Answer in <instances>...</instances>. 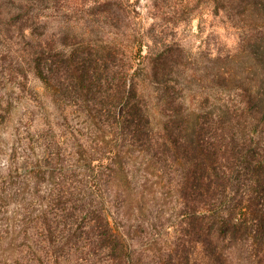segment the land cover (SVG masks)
<instances>
[{"label":"trees","instance_id":"1","mask_svg":"<svg viewBox=\"0 0 264 264\" xmlns=\"http://www.w3.org/2000/svg\"><path fill=\"white\" fill-rule=\"evenodd\" d=\"M263 1L213 0L212 11L228 3L242 15ZM115 12L105 0H0V65L13 67L19 85L36 78L65 124L63 105L86 113L79 128L58 134L67 125L52 120L37 136L42 160L60 164L42 224L51 233L82 216L81 247L109 264H264V65L256 83L229 89L218 71L210 94L185 91L171 77L188 58L180 45L149 38L125 48L128 39L102 41L85 26L110 18L118 34ZM57 15L58 44L43 39ZM134 155L171 182L177 203L167 223L153 214V196L131 188ZM56 247L58 259L66 245Z\"/></svg>","mask_w":264,"mask_h":264},{"label":"rangeland","instance_id":"2","mask_svg":"<svg viewBox=\"0 0 264 264\" xmlns=\"http://www.w3.org/2000/svg\"><path fill=\"white\" fill-rule=\"evenodd\" d=\"M105 1L116 9L114 19L121 24L120 33H116L114 21L105 17L95 18L100 21V29H96L94 18H89L85 25L88 31L93 35L97 32V38L102 41L124 37L129 40L123 45L125 48H137L149 38L180 45L188 58L184 68L171 77L179 78L185 91L210 94L212 78L218 71L226 73L227 80L231 81L229 89L248 82L256 83L255 79L262 74L264 1L257 10L249 8L242 15H235L228 3H224L223 12L214 14L213 0ZM61 18L58 15L51 18L43 39L60 43L59 32L64 25ZM137 63L138 59L135 67ZM0 67L6 79H11V83H0V264H109L103 253L91 254L88 258L86 249L81 247L84 242L79 237L85 236L86 230L81 223L82 216H76L75 223H65L59 217L61 222L51 233L42 224L50 190L57 183L54 168L60 164H47L42 160L44 148L37 136L49 131L52 120L55 128L65 124L59 110L62 106L53 105L52 99L50 102L51 96L36 78L30 76L27 86L19 85L15 82V72L9 71L13 69L9 63L3 61ZM63 107L68 124L66 128H57L58 134L71 131L75 125L79 128L86 115L76 106ZM135 157L131 158L128 169L131 188L134 191L143 188L153 196L156 203L153 214L161 215V223H167L177 203L171 182L153 168L139 165L140 159ZM78 178L77 187L85 189ZM58 242L66 247L57 259L53 251ZM139 242L145 243L144 240Z\"/></svg>","mask_w":264,"mask_h":264}]
</instances>
